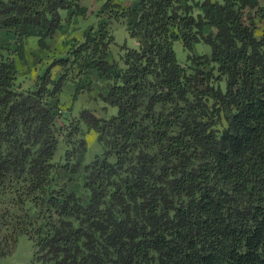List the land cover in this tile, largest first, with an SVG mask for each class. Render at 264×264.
Returning a JSON list of instances; mask_svg holds the SVG:
<instances>
[{
    "label": "trees",
    "instance_id": "obj_1",
    "mask_svg": "<svg viewBox=\"0 0 264 264\" xmlns=\"http://www.w3.org/2000/svg\"><path fill=\"white\" fill-rule=\"evenodd\" d=\"M80 1L0 0V37L15 38L13 50L0 43V201L27 218V207L49 215L40 264H264V32L256 36L264 7L98 0L106 20L134 17L129 35L140 46L123 44L120 64L110 63L115 39L98 24L64 41L66 53L23 88L16 59L27 64L25 40L48 50L59 26L79 16ZM206 27L213 33L205 36ZM200 40L210 54L181 67L174 43L191 51ZM91 70L110 83L103 101L115 114L83 109L60 124L66 83L76 101L90 89L82 77ZM82 125L102 147L84 167L87 204L50 190L61 141L62 170L79 169ZM8 214L18 226L9 210L2 220Z\"/></svg>",
    "mask_w": 264,
    "mask_h": 264
},
{
    "label": "rangeland",
    "instance_id": "obj_2",
    "mask_svg": "<svg viewBox=\"0 0 264 264\" xmlns=\"http://www.w3.org/2000/svg\"><path fill=\"white\" fill-rule=\"evenodd\" d=\"M179 2L176 6L185 7L188 4L186 0H175ZM117 2H130L132 5L136 4L135 0H115ZM103 2L98 0H81L80 1V14L77 16L76 21L70 26L71 33L75 36H72L70 39L76 37H81V32H87L90 27L97 29L98 24L106 23L108 25V30L111 35L114 36L115 46L110 47V58L108 61L110 63L115 62L119 63L120 56V46L123 44L127 48H138L140 46L141 38H131L129 32L131 26L134 23V18L128 17L122 23H115L110 20H106L105 13H102V4ZM73 19V17H72ZM264 21V20H263ZM261 21V23L263 22ZM260 23V24H261ZM258 25V32L256 34L257 38H260L264 32V27ZM83 30V31H82ZM205 36L209 33H213V30L210 28H205L203 30ZM62 41V44L66 40ZM15 38L12 34H9L6 31H2L0 37V43H9L11 44V50L14 49ZM60 44L59 54L63 55L64 51L62 49L63 45ZM65 48L68 46H64ZM38 46L36 44V39H26L25 40V50L28 60L30 61V66H35L38 68L37 71H33L26 65L22 64L19 60L16 59V66L18 68V82L21 83L23 88H28L34 83L36 73L38 75L42 74L44 69L49 65L53 57L48 49L50 55H48L44 62H41V66L37 64V55L36 51ZM174 51L176 58L181 67H191L194 62L192 59H197L200 63H203L202 57L210 54V47L206 45L203 40H200L199 43L193 45L191 51H186L180 43L174 44ZM48 53V54H49ZM191 59V60H190ZM41 61V60H40ZM28 62V61H27ZM120 64V63H119ZM121 66V65H120ZM56 72V71H54ZM53 72V76L56 77L57 74ZM75 71L74 74H76ZM71 83H66L62 94L59 97V109L57 116H59V123L65 125L67 122L76 119L79 115V112L83 109L90 110L98 118L107 119L108 117L115 114V109L107 106L103 97L107 93V88L109 82L107 79L102 76L98 70L88 71L82 77V85H90L89 91H85L80 94L76 101H72L73 86ZM225 126L224 120L221 122L222 128ZM81 135L80 137L84 139L86 143V151L79 153L76 156V161L79 165V169L75 174L68 173L62 170L61 166L64 163L63 156L66 146L62 143H59L57 151L53 158V164L55 166L54 172L52 174L53 182L50 186V190H59L64 188L69 193H74L77 197L81 199L83 204H87L88 195L83 189V184L85 180L84 167L89 164L95 156L102 153V147L97 141V134L93 130H88L84 125L81 126ZM9 200L5 201L4 198L0 201V264H40L41 255L38 252L37 240L38 236H46L48 234L49 226V215L46 211L41 213L36 212L39 217L34 215V209L24 208V211H29V217L27 218L24 214L25 212H20V210L11 209ZM12 214H16V223L18 226H13V221L11 220L10 214L7 215L8 218L2 220L4 211ZM31 221H34L30 223Z\"/></svg>",
    "mask_w": 264,
    "mask_h": 264
},
{
    "label": "crops",
    "instance_id": "obj_3",
    "mask_svg": "<svg viewBox=\"0 0 264 264\" xmlns=\"http://www.w3.org/2000/svg\"><path fill=\"white\" fill-rule=\"evenodd\" d=\"M203 1L204 0H187V3H192V2H194V3L198 2L199 3V2H203ZM211 1H213V2H221V0H211ZM258 4H259V6L264 7V0H258ZM76 18L77 17H73V19L71 18L67 22H63L59 26V28L56 31V33L53 36V38L47 40L46 43L48 44L49 50L51 51L50 52L52 54L51 57H61V56H63L66 53L67 47L66 48L64 47L65 45L62 44V41L65 40L66 38L70 39L72 36H75L73 34H70L71 30L69 28L73 24V22L76 21ZM132 18H134V17H132ZM260 26L264 27V21L260 24ZM257 32H258V30L256 31V34H257ZM82 35H83V32H81V37H76V39L77 40H82ZM29 39H31V38H29ZM175 43H177V42H175ZM178 43H180V42H178ZM60 44L63 45V47H62V49L64 51L63 55L59 54V52H61L59 50ZM58 45H59V47H58ZM25 53H26V50H25ZM48 53H49V51H47V50H43V49H40V48L37 49V51H36V55L37 56L36 57H37L38 66H41V62H44L45 59L48 58L47 56L50 55V53L49 54ZM26 60L28 61L27 62L28 63V67L31 68L33 71H37L38 72V68L35 66V64H33V66H30V61L28 60L27 55H26ZM54 71H56V72H54ZM53 72L56 73L57 75H59L61 73V69L58 68V67H54L52 69V73ZM37 76H38V73H36V77ZM36 77H35V79H36ZM35 79H34V81H35ZM70 85H72V84H70Z\"/></svg>",
    "mask_w": 264,
    "mask_h": 264
}]
</instances>
